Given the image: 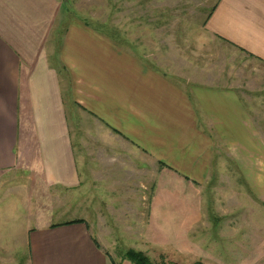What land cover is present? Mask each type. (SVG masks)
<instances>
[{"label": "crops", "instance_id": "1", "mask_svg": "<svg viewBox=\"0 0 264 264\" xmlns=\"http://www.w3.org/2000/svg\"><path fill=\"white\" fill-rule=\"evenodd\" d=\"M62 12L59 0H0L2 186L15 181L21 191L31 173L55 189H77L97 174L108 192L134 186L117 173L198 185L216 155L251 164L261 145L254 102L241 95L264 93L254 75L221 86L198 73L181 86ZM204 29L264 67V0H219ZM16 189H5L0 208V264H131L115 260L87 221L30 227L28 212L12 211L14 201L23 211Z\"/></svg>", "mask_w": 264, "mask_h": 264}, {"label": "rangeland", "instance_id": "2", "mask_svg": "<svg viewBox=\"0 0 264 264\" xmlns=\"http://www.w3.org/2000/svg\"><path fill=\"white\" fill-rule=\"evenodd\" d=\"M59 1L63 21L80 20L181 86L187 84L184 76L192 82L198 73L205 76L200 81L221 86H243L248 73L255 85H264L261 63L246 60L241 51L205 32L219 0ZM250 94L241 97L254 102L252 126L261 145L251 164L238 161L235 166L232 159L216 155L207 182L198 185L160 173H117L114 178H134L129 179L134 186L126 189L120 183V189L110 192L102 189L100 174L85 175L77 189H55L36 174H24L29 183L21 184V191L15 181L8 183L24 199L23 211L18 201L12 211L24 217L28 212L30 227L71 219L88 222L117 261L133 250L156 264H264V93ZM9 185L0 180V208ZM106 191L109 201L102 200Z\"/></svg>", "mask_w": 264, "mask_h": 264}, {"label": "trees", "instance_id": "3", "mask_svg": "<svg viewBox=\"0 0 264 264\" xmlns=\"http://www.w3.org/2000/svg\"><path fill=\"white\" fill-rule=\"evenodd\" d=\"M71 223H77V221H73ZM122 258L131 264H156L152 263L142 252H136L133 250H128ZM160 264H165V262L162 261Z\"/></svg>", "mask_w": 264, "mask_h": 264}]
</instances>
